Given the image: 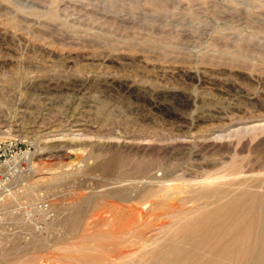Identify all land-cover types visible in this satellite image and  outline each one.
<instances>
[{"label": "rangeland", "instance_id": "rangeland-1", "mask_svg": "<svg viewBox=\"0 0 264 264\" xmlns=\"http://www.w3.org/2000/svg\"><path fill=\"white\" fill-rule=\"evenodd\" d=\"M0 137L33 147L22 191L60 213L46 231L0 219L30 228L0 264L106 261L115 237L73 216L124 203L137 165L156 184L182 173L184 148L226 176L241 168L240 187L263 194L264 0H0Z\"/></svg>", "mask_w": 264, "mask_h": 264}, {"label": "bare ground", "instance_id": "bare-ground-1", "mask_svg": "<svg viewBox=\"0 0 264 264\" xmlns=\"http://www.w3.org/2000/svg\"><path fill=\"white\" fill-rule=\"evenodd\" d=\"M184 149L189 153L187 164L190 166H186L189 169L184 167L182 173L174 171L163 178L160 184H156L152 178L153 165H137L132 173L140 179L135 182L137 185L144 184L142 190L137 191L134 184L135 191L124 198V203L96 204V214L92 213L89 218L86 217V208L76 212L73 225L77 230L82 227L85 232H89L94 227L100 230L106 228L116 239L114 247L117 246L119 250L114 249L112 253L106 254V261L96 264H118L119 261L124 263V260H131V263L128 262L130 264H143L145 258L148 261L144 264H264V193L252 192L250 187H240L243 182L241 179L246 178V175L239 176L241 168L226 176L224 172L220 173L219 166L222 163L218 164V169L216 166L210 168V165L197 164L205 158L201 154L202 150ZM27 162L33 168L38 165L33 162L32 154ZM129 173L127 175L130 176ZM232 184L234 187H230ZM260 188H264V185ZM11 197H21L28 202L23 191L19 198L14 194ZM51 205L56 212L52 221H56L60 213L52 201ZM52 221L46 222V229ZM171 222L176 226L169 231ZM20 229L26 233V227L17 228V232L8 236L6 241L9 243L11 237L20 235ZM167 233L168 236L172 234L170 237L173 238L167 240V236L165 239ZM147 234L151 236L146 237ZM157 234H162L166 241L152 238ZM4 244L0 242V247H5ZM140 254L144 257L140 259L141 262L139 258L136 260Z\"/></svg>", "mask_w": 264, "mask_h": 264}, {"label": "built area", "instance_id": "built-area-1", "mask_svg": "<svg viewBox=\"0 0 264 264\" xmlns=\"http://www.w3.org/2000/svg\"><path fill=\"white\" fill-rule=\"evenodd\" d=\"M32 149V146L18 137H0V219L4 217L3 221L5 224L13 225L14 223L12 222L18 224L23 217L25 219L24 223L32 225L30 231H36V229L46 231V222L52 221L56 215L51 201L46 200L43 194L40 195V200L35 204L29 201L32 203L30 204L26 202L24 198H19V195L22 193L23 185L20 180L24 177V174L29 171L27 161L30 155L33 154ZM13 194L19 199L12 198L11 196ZM14 207H28L27 213L30 217L20 215L18 211L14 210ZM6 214H9V218ZM17 228H23V226H17ZM17 228L14 230H17ZM0 229L3 231H0V242H7L5 239L8 236L14 235V230L4 228L1 224ZM19 233L22 235L25 234L22 231ZM26 234H30V232H26ZM15 236L18 237V235Z\"/></svg>", "mask_w": 264, "mask_h": 264}]
</instances>
